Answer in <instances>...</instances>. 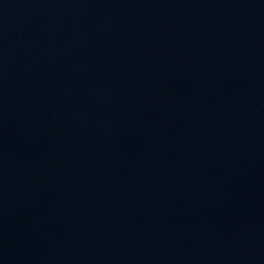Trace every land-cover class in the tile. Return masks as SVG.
I'll return each mask as SVG.
<instances>
[{"label": "water", "instance_id": "water-1", "mask_svg": "<svg viewBox=\"0 0 264 264\" xmlns=\"http://www.w3.org/2000/svg\"><path fill=\"white\" fill-rule=\"evenodd\" d=\"M0 264H264V0H0Z\"/></svg>", "mask_w": 264, "mask_h": 264}]
</instances>
